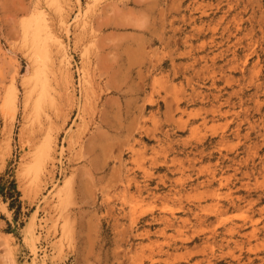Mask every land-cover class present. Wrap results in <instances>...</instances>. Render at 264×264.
Returning a JSON list of instances; mask_svg holds the SVG:
<instances>
[{
  "label": "rangeland",
  "instance_id": "374dc122",
  "mask_svg": "<svg viewBox=\"0 0 264 264\" xmlns=\"http://www.w3.org/2000/svg\"><path fill=\"white\" fill-rule=\"evenodd\" d=\"M69 2L66 31L47 0H0V264L8 241L16 264H264V0ZM38 13L70 57L58 115L23 106Z\"/></svg>",
  "mask_w": 264,
  "mask_h": 264
},
{
  "label": "bare ground",
  "instance_id": "6f19581e",
  "mask_svg": "<svg viewBox=\"0 0 264 264\" xmlns=\"http://www.w3.org/2000/svg\"><path fill=\"white\" fill-rule=\"evenodd\" d=\"M47 1H49L50 4L52 3L55 5V8H56L55 10L57 14L59 15V16L56 15V17L57 16L59 17L58 18L59 19L58 24H60L59 30H61V28H64L67 31L69 27H68V24L66 23V19L68 18L67 17L68 10L66 8H69L70 6L69 0H47ZM79 1L80 0H77V2ZM87 12L88 11H85V12L82 11V14L78 13L76 15L77 16L76 22L80 21L77 23L78 26L79 25L81 26L83 23H86L84 19H86L85 16ZM49 25L48 23H46V20L44 19V17H42L40 13L36 14L30 20L22 23L23 39H24L23 41H24V46L26 47V50L28 52L26 53V57L29 62V70H28L29 75H26L25 76L26 78L23 81V86L26 89V92H25L26 94L23 99L24 100L23 106L24 108L31 107L32 109H29V110L30 111L33 110V112L36 114L41 113V111L44 108L46 109L48 107L49 109H51V111L54 110L56 114L58 115L60 111H59V102L57 101L61 100L62 102L65 96L67 97L66 99L71 100L73 96V94L71 96V94L68 92L69 90L68 88L72 80L71 74L69 72L70 57L66 53V46H65V42L62 39V36L60 35V33L55 31L53 28H50ZM66 31L64 32L66 33ZM189 53H191V51ZM80 72L83 73L82 82L84 80V84H86L88 82L86 68L85 69L83 68L82 71ZM49 78H53V80L50 81ZM50 86H53V91L57 92V94L60 95L59 99L55 98L54 96L47 95V93H49ZM11 93L12 95L8 102L7 111H8L10 118L15 119V116L17 114V102H16L17 95L14 90H12ZM177 108L179 109V106ZM45 116H46V119L48 120L50 119L49 114ZM47 135L48 133L46 134V137H44L45 139L46 138L47 139L44 142H41L42 144L40 145L41 150H42L41 155H40L41 161L40 160L36 161L34 168L29 169L31 172L33 171L35 173V183H36V186L34 187L35 190L40 188L43 177L47 176L46 175L48 171L47 166L50 163V161L54 160L53 158V152L55 149L54 139H53L52 134L51 135L49 134L48 136ZM24 168L25 166H23V169ZM30 171L28 174L31 173ZM189 179L191 180L192 178H189ZM216 180H218L217 176L215 173H213L211 176H209L206 179V181L199 183V185L210 186ZM220 186H223V185L221 184L219 185V187ZM262 210L264 211V208ZM175 217L176 216L173 215V219H175ZM35 218H36V215H33V217L27 223V226L25 227V241L26 243H28V245L30 246L33 252L35 251V244H36V237H37V235H35L36 234L35 233V225H36ZM163 218H164L163 220L166 223L172 222L171 218H168L166 216ZM241 218L243 219V222L244 221L246 222L248 218L251 220L249 216H244ZM200 221H202V219ZM252 221L254 220L252 219ZM259 222H260V219L258 220L255 219L253 223L257 224ZM235 225L236 226H234L231 229L232 233L233 231H236V230L238 232V229H241L245 226V224L243 223L242 224L240 223L239 225L237 224ZM7 248H8V255H10V259H8L9 262H11V264H16L14 261L15 260L14 259L15 249L12 246L11 242L9 241L7 243Z\"/></svg>",
  "mask_w": 264,
  "mask_h": 264
},
{
  "label": "trees",
  "instance_id": "16d2710c",
  "mask_svg": "<svg viewBox=\"0 0 264 264\" xmlns=\"http://www.w3.org/2000/svg\"><path fill=\"white\" fill-rule=\"evenodd\" d=\"M14 190H15V189H14ZM0 195L3 196V197L5 196V194L3 193V190H0ZM10 197L13 198L12 193H10ZM12 205H13V204L11 203V206H12Z\"/></svg>",
  "mask_w": 264,
  "mask_h": 264
}]
</instances>
